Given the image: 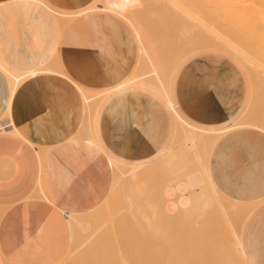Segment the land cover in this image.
I'll use <instances>...</instances> for the list:
<instances>
[{"label":"crops","instance_id":"obj_1","mask_svg":"<svg viewBox=\"0 0 264 264\" xmlns=\"http://www.w3.org/2000/svg\"><path fill=\"white\" fill-rule=\"evenodd\" d=\"M97 1L0 0V64L31 73L9 110L10 84L0 73V252L9 264H59L71 244L69 215L92 212L109 197L111 160L151 166L166 152L170 113L149 92L111 93L89 117L79 86L93 92L116 87L133 74L138 58L137 39L124 21L81 13ZM56 12L80 14L63 30ZM247 92L232 60L206 53L181 67L174 97L189 121L223 127L244 114ZM209 167L225 196L263 200L264 132L227 131L214 145ZM192 177L189 187L168 193L164 207L170 213L182 200L190 204V194L203 184ZM241 237L252 263L264 264V206L245 219Z\"/></svg>","mask_w":264,"mask_h":264},{"label":"bare ground","instance_id":"obj_2","mask_svg":"<svg viewBox=\"0 0 264 264\" xmlns=\"http://www.w3.org/2000/svg\"><path fill=\"white\" fill-rule=\"evenodd\" d=\"M87 12H103L117 16L132 29L138 43L137 62L133 74L127 80L116 87L95 92L79 86L89 107V117L92 118V116L96 115V109L99 104L105 98H108L111 93L127 89L143 90L159 98L169 110L171 134L165 146V154L151 166L137 167L128 165L122 160H111L114 170V183L111 193L92 212L83 215H69L71 244L67 254L59 264H126L127 261L130 262L127 258H132L130 260L135 259L138 263L143 262L138 261L137 256H142V254H138V251H142L139 248V235L143 234L140 229V222L142 217H144V212L141 217L139 212L136 211L135 213L130 208L133 204H136L137 200H140L139 203L142 202V204L140 203L141 205L138 207H142L146 214V211L150 210V206L146 205L143 199L150 192L149 189H153L154 192L151 191V193H162V195L157 194V198L162 197L160 199H164V203H166L170 191H180L189 187V177L191 176H193V181L203 183L201 186H205L204 191L198 193L197 189H195L196 191L193 190L194 192L190 194L191 203L189 204V199L182 200L179 203V209L175 213H170L168 208L161 207L163 218L160 219L159 224L164 228L181 227L189 224V227H187L189 228L188 231L199 235L200 247L197 250L198 252L194 250L192 251L194 252L193 254L188 253L189 261L183 263L253 264L244 248V239L241 237L242 230L239 226L234 225V221L239 219L244 223L247 217L251 218L258 209L264 206V199L256 202H245L225 196L216 187L211 178L209 161L214 145L227 131L240 127H249L264 132V0H98L81 13ZM56 14L62 29L65 30L80 13L65 14L56 12ZM206 53L229 58L240 68L245 76L248 89V106L241 118L231 125L223 127L198 125L184 117L176 106L174 90L177 73L188 59L190 60L195 55ZM0 69L2 70L0 73L8 76L6 77L10 84L6 103L9 110L13 94L21 82L31 73L16 72L2 64H0ZM7 116H10L9 111ZM7 123L9 127L13 128L10 117ZM2 128L4 129L5 127L2 126ZM88 137H90V140H94L92 135ZM3 166L5 165L3 164ZM151 167H154L153 170L162 171V173L158 171L160 174L158 177H155L154 174L151 175L154 172L156 175V171L152 172ZM152 177H155L154 181L150 180V182L160 184V186L167 179L168 182L165 181L164 187L162 186L163 189L162 187L159 188V186H155V189L153 187L154 184L152 183L151 185L148 181ZM160 177L161 179H156ZM158 181L160 182L155 183ZM148 182L153 188L148 185ZM140 183L145 184V189L148 192L144 190ZM146 185L150 188H146ZM158 189L160 190L158 191ZM149 195L151 194L148 193L146 197H149ZM155 196L154 194L150 198L153 197L154 199ZM123 198L124 200L127 199L129 205L126 206L127 203H124L122 206ZM204 202L212 205L211 208L205 209L206 213L202 211V209L204 210ZM115 205L118 206L117 209ZM137 205L134 206L137 207ZM125 206L127 207L126 209L130 206L129 213L132 216H129V221L126 219L127 210L125 214L118 210L122 211ZM122 207L124 208L121 209ZM139 208L138 210H140ZM198 209H201L200 215H205L200 217L197 212ZM114 210L117 211L115 212ZM4 213L5 208L0 207V220ZM117 214L118 216H116ZM151 221L153 224V220ZM101 222L108 223L107 225H102L104 223L101 224ZM155 222L157 223V221ZM148 223L150 225V222ZM95 225L96 228H94ZM98 226L101 230L97 228ZM158 229L160 230V228ZM97 230H99V233ZM96 232L97 237L94 235ZM188 233L190 234V232ZM159 235L162 236L161 234ZM91 236L95 237L92 238ZM86 237H91L94 241ZM85 238L89 241L88 246L85 245L86 248L83 245L85 244L84 240L87 241ZM187 238L189 240V237ZM95 239L97 242H95ZM148 243L147 247H149L151 242L149 241ZM154 244L157 245L155 242ZM146 245H144L145 248ZM158 246H161L159 242ZM178 246L179 250H181L180 247L183 245L180 246L179 244L176 247ZM195 247L198 248V246ZM80 248L84 251L81 252ZM157 248L155 247V249ZM160 249H157V251ZM149 253L151 256L153 255L151 254L152 252L147 254ZM161 253L163 254V252ZM158 255L159 253L154 256ZM181 256L180 258H182ZM144 257V260H146V252ZM148 257L150 258L149 255ZM171 257L173 258V256ZM184 257H186L185 254ZM154 258L156 260L157 257ZM150 260L152 258L146 262L149 264ZM162 260L164 259L160 258L159 261ZM174 260L176 262V259ZM156 261L159 262L158 260ZM164 261H166V258ZM173 261H170V263H174ZM160 263L163 264V262ZM0 264H9L1 252ZM129 264H132V262ZM153 264H156V262Z\"/></svg>","mask_w":264,"mask_h":264},{"label":"rangeland","instance_id":"obj_3","mask_svg":"<svg viewBox=\"0 0 264 264\" xmlns=\"http://www.w3.org/2000/svg\"><path fill=\"white\" fill-rule=\"evenodd\" d=\"M0 72H1V71H0ZM1 74H2V73H1ZM2 75H3V74H2ZM4 75H5V74H4ZM6 76H7V75H6ZM7 77H8V76H7ZM2 126H3V125H2ZM2 126H0L1 129H3ZM153 168H154V167H151V171H152V172L156 171V175H157V174H158V175L156 176V175H155V172H154V173L151 172V173H152L151 175L154 174L155 177H158V176L160 175L159 172L162 173V171H159V170H158V171H159V172H158V171L155 170V169L153 170ZM163 174H164V173H163ZM165 174H166V173H165ZM166 176H167V175H166ZM148 177H149V176H148ZM150 177H151V176H150ZM155 177H154V178H155ZM164 177H165V176H164ZM154 178L152 177V178L148 179V181H149V182H150V180H151V181H154ZM156 179L159 180V179H161V177H160V178H156ZM166 179H167V177H166ZM146 180H147V178H146ZM146 180H145V181H146ZM155 181H156V180H155ZM161 181H162V180H161ZM163 181H164V179H163ZM165 181H166V180H165ZM165 181H164V184H165ZM149 182H148V185H150V183H151V185H152L153 182H150V183H149ZM159 182H160V181L155 182V183H159ZM166 182H168V179H167ZM143 183H145V182H143ZM143 183H140V184H142V187H144V190H145L146 192H148V190L145 189V184H146V183H145V184H143ZM140 184H139V186H141ZM153 184H154V183H153ZM164 184L162 185L163 187H164ZM143 185H144V186H143ZM148 185H146V188L149 187ZM151 185H150V186H151ZM202 185H203V184H202ZM136 186H137V185H136ZM139 186H137V187H139ZM155 186H157V187L159 186V188L162 187V186H160V184H154L153 187H154L155 189H156ZM153 187L151 186V188H153ZM163 187H162V189H163ZM149 188H150V187H149ZM162 189H161V192H162ZM200 189H201V190H200ZM203 189H205V186H204V187H203V186H200V187L197 189V192H198V193H201L202 191H204ZM159 190H160V189H158V191H159ZM198 190H199V191H198ZM149 191H150V192H148V193L151 194V195H149V197H146V195L148 196V193L146 194V192H145L146 195L144 196L145 198L143 199V202H144V200H145L144 203H145L146 205L150 206V210H147V211H146V214H145V211L143 210L142 207L139 208L140 205L142 204V202H140V203H141V204H140V203H139L140 200H139V201L137 200L138 198L136 199V200L138 201V203H137V201L135 200V201H136V204H133V206L139 204V205H137V207H136V206H134V207L132 206V207L130 208V206H131V205H130V206L128 207V209H126V208H127L126 206L129 205V204H128L127 199L124 200V198H123L122 206L124 205V203H127L126 206H125V208H124V207L121 208V209L124 208V209H123L124 211H123V210L121 211L120 209H118L119 212H121V213L123 212L122 214H125V212H126V210H127V212H126V213H128V214H126V219H127V221H129V218L132 216V214L129 213V208H130V209H133V211H134L135 213H136V211L139 212L140 215H141V217H142L143 215H144V217H145V216L148 217V214H149V217H148V218H146V217H145V218L142 217V220H141V222H140V223H141V224H140V229H141V232H143V234L140 232L141 235H139V237H140V238H139V244H140V247H139V248L142 249L143 253H141L142 251H140V252L138 251V254H142V256H141V255L137 256V260L140 261V262L143 261V262H141L142 264H143V263H144V264H148V263H147V262H148L147 260L150 259V258H152V260L154 259V261L150 260L149 264H150V263L153 264L154 262H156V264H159L160 262H163V264H164V263H165V264H166V263H167V264H185V263H183V262L189 261V254H193V253H194V252H192V251L195 250V252H198L197 250H199V247H200V241H199V240H200V239H199L200 237H199V235H198L197 233L192 232V231H188L189 228H187V227H189V226H188L189 224H186L187 226H186V225L181 226L182 228H181V227L164 228V227H162V225H159V224H160V219L163 218V215H162V212H161V209H162L161 207H164V202H165V201H164V199H160V198H162V197L157 198V196H158V195H162V193H161V194H158V192H157V194H158V195H157L156 193H153V192H154L153 189H152V190L149 189ZM151 191H153V192H152L153 195H152ZM195 191H196V190H195ZM155 192H156V190H155ZM159 193H160V192H159ZM154 194L156 195V196L154 197V199H153V197L150 198V196H154ZM155 198H156V199H155ZM149 199H150V200H149ZM151 199H152V200H151ZM125 201H126V202H125ZM207 201H208V200H207ZM117 202H118V201H117ZM119 202H120V201H119ZM151 202H152V203H151ZM153 202H154V203H153ZM149 203H150V204H149ZM116 204H117V203H116ZM203 204H204V210L202 209L203 212H205V209H207L208 207H209V208L212 207V205H210V203H207V204H209L210 206L207 205V204H205V202H204ZM120 205H121V203H120ZM206 205H207V206H206ZM115 206H117V205H115ZM138 206H139V207H138ZM205 206H206V208H205ZM200 207H201V206H200ZM200 207H199V208H200ZM117 208H118V206L116 207V209H117ZM119 208H120V206H119ZM138 208H139L140 210H138ZM114 209H115V208H114ZM142 210H143V211H142ZM200 210H201V209H198L197 212H198V215H199L200 217H202V215H205V214H201V215H200V214H199ZM114 211H115V210H114ZM116 211H117V210H116ZM116 211H115V212H116ZM140 211H142V212H140ZM202 211H201V213H203ZM206 211H207V210H206ZM119 212H118V213H119ZM131 212H132V211H131ZM143 212H144V214H143ZM147 212H148V213H147ZM155 212H156V213H155ZM160 212H161V213H160ZM121 213H120V214H121ZM132 213H133V212H132ZM205 213H206V212H205ZM142 214H143V215H142ZM151 214H152V215H151ZM130 215H131V216H130ZM198 215H197V216H198ZM116 216H118V214H117ZM116 216H115V217H116ZM129 216H130V217H129ZM200 217H199V218H200ZM151 218H152V219H151ZM158 218H159V219H158ZM197 218H198V217H197ZM155 219H156V220H155ZM144 220H145V221H144ZM151 220H153V222H154L153 224H158V225H155V226H154V225L152 224V221H151ZM155 221H157V223H156ZM148 222H150V225H149ZM102 223H104V222H101V224H102ZM107 223H108V222H107ZM107 223H106V224L104 223V224H102V225H107ZM109 223H110V222H109ZM145 223H147V224L145 225ZM101 224H100V225H101ZM127 224H128V223H127ZM242 224L244 225V223H243L242 220H239V219H238V220H235V221H234V225H235V226H239V227L241 228V230L243 229V225H242ZM144 225H145V226H144ZM127 226H128V225H127ZM149 226H150V227H149ZM153 226H154V228H153ZM158 226H159V227H158ZM155 227H156V228H155ZM94 228H96V225H95ZM94 228H93V229H94ZM97 228H99V226H98ZM149 228H151V230H149ZM158 228H160V230H159ZM172 228H173V229H172ZM178 228H181V229H178ZM185 228H186V229H185ZM99 229H100V228H99ZM147 229H148V230H147ZM152 229H153V232H152ZM154 229H155V230H154ZM167 229H168V230H167ZM174 229H175V230H174ZM184 229H185V230H184ZM89 230H90V229H89ZM100 230H101V229H100ZM127 230H128V229H127ZM163 230H164V231H163ZM176 230H178V231H176ZM179 230H180V231H179ZM182 230H183V231H182ZM97 231H98V233H99V230H97ZM154 231H155V232H154ZM157 231H158V232H157ZM160 231H161V232H160ZM150 232H151V233H150ZM171 232H172V233H171ZM175 232H176L177 234H176ZM188 232H190V234H189ZM169 233H170V234H169ZM180 233L182 234V236H180V235H181ZM155 234H156V235H155ZM159 234H161L162 236H160ZM163 234H164V235H163ZM165 234H166V235H165ZM167 234H168V235H167ZM178 234H179V235H178ZM191 234H192V235H191ZM194 234H195V235H194ZM196 234H197V235H196ZM241 234H242V232H241ZM94 235H96V237H97V232H96V234H94ZM142 235H143V236H142ZM158 235H159V237H158ZM185 235H186V236H185ZM193 235H194V236H193ZM155 236H156V237H155ZM169 236H170V237H169ZM174 236H176V237H174ZM195 236L198 237V240H197V237L194 238ZM91 237L94 238L95 236H94V237L91 236ZM91 237H86V238H87V239H90L91 241H94ZM147 237H148V240L150 239L149 241L151 242V244H150L151 246L149 245V247H147L148 244H149V243H148L149 241L147 240ZM173 237H174V238H173ZM178 237H179V238H178ZM187 237H189V240H188ZM86 238H85V239H86ZM163 238H164V239H163ZM175 238H176V239H175ZM181 238H182V240H181ZM184 238H185V239H184ZM193 238H194V240H193ZM87 239H86V240H87ZM190 239H191V240H190ZM140 240H142V241H140ZM143 240H144V241H143ZM145 240L148 241V242H146ZM157 240H158V241H157ZM160 240H161V241H160ZM164 240H165V241H164ZM173 240H174V241H173ZM176 240L179 241V242H177ZM184 240H185V242H184ZM195 240H196V241H195ZM91 241H90V242H91ZM99 241H100V240H99ZM152 241H153V242H152ZM169 241H170V242H169ZM86 242H88V243H86ZM95 242H97L96 239H95ZM140 242H141V243H140ZM142 242H143V244H142ZM154 242L157 243V245L154 244ZM158 242H159V244L161 245V246H160L161 249H160V247L158 246ZM162 242H163V243H162ZM165 242H166V244H165ZM172 242H173V245H172ZM194 242H195V243L197 242V243L195 244ZM84 243H85V244H83L84 246H85V245L88 246L89 241H88V240H87V241L84 240ZM189 243H190V244H189ZM146 244H147V245H146ZM179 244H180V246L183 245V246L180 247L181 250H182V248H184V249L182 250L183 252H182L181 250H179V246L176 247V246L179 245ZM83 245H81V247H83ZM144 245H146V248L144 247ZM153 245H154V247H153ZM163 245H164V246H163ZM162 246H163V247H162ZM173 246H174V250H173ZM184 246H185L186 248H185ZM195 246H198V248L195 247ZM155 247H156V248L159 247V248H157V249H160L161 251H160V250L157 251V249H155ZM171 247H172V248H171ZM85 248H86V246H85ZM148 248H149V250H150V248H152V249L149 251V250H147ZM175 248H176V249H175ZM82 249H84V248H82ZM143 249H144V250L146 249V250H145V252H146V257H147L146 260H144V258H145V257H144L145 252H144ZM153 249H154V250H153ZM167 249H169V250H167ZM185 249H186V252H185ZM187 249H188V250H187ZM189 249H190V250H189ZM138 250H139V249H138ZM152 250H153V251H152ZM162 250H163V251H162ZM171 250H172V251H171ZM176 250H177V254H176ZM80 251L83 252L84 250H81V248H80ZM178 251H180L179 254L182 255V256H181L182 258H180V255L178 254ZM148 252H152L151 254H153V255L151 256L150 253L147 254ZM161 252H163V254H162ZM158 253H159L160 257H159V255H158V256H154V255H156V254H158ZM160 253H161V254H160ZM169 253H170V254H169ZM172 253H173L174 255H173ZM188 253H189V254H188ZM168 254H169V255H168ZM184 254H185L186 257H184ZM148 255L150 256V258L148 257ZM162 255H163V256H162ZM176 255H177V256H176ZM140 256H141V257H140ZM153 256H154V257H157L158 259L156 258V260H158V261L160 260V258H161V259H164V260H165V258H166V261L162 260V261L157 262ZM168 256H169V257H168ZM171 256H173V258H172ZM174 256H175V257H174ZM177 257H178V258H177ZM140 258H141V259L143 258V260H141ZM170 258H171V259H170ZM179 258H180V259H179ZM183 258H185V259H183ZM127 259H128L130 262H132V264H133V263L135 264V262H136L135 259H134V260H130V259H132V258H127ZM174 259H176V262H175ZM173 260H174V261H173ZM180 260H182V261L180 262ZM133 261H134V262H133ZM146 261H147V262H146ZM151 261H152V262H151ZM168 261H169V263H168ZM170 261H173L174 263H172V262L170 263ZM130 262L127 261L128 264H129ZM145 262H146V263H145ZM179 262H180V263H179ZM127 263H126V264H127ZM137 263H138V262H136V264H137ZM141 263H138V264H141ZM160 264H162V263H160Z\"/></svg>","mask_w":264,"mask_h":264}]
</instances>
